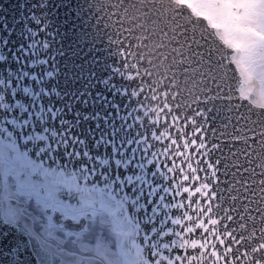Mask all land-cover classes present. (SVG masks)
I'll use <instances>...</instances> for the list:
<instances>
[{"label": "snow or ice", "instance_id": "1", "mask_svg": "<svg viewBox=\"0 0 264 264\" xmlns=\"http://www.w3.org/2000/svg\"><path fill=\"white\" fill-rule=\"evenodd\" d=\"M0 264H264V0H0Z\"/></svg>", "mask_w": 264, "mask_h": 264}]
</instances>
